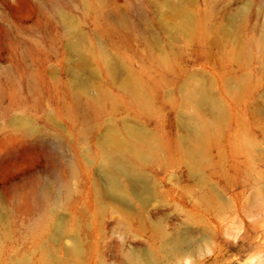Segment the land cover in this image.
Returning <instances> with one entry per match:
<instances>
[{"label": "rangeland", "instance_id": "rangeland-1", "mask_svg": "<svg viewBox=\"0 0 264 264\" xmlns=\"http://www.w3.org/2000/svg\"><path fill=\"white\" fill-rule=\"evenodd\" d=\"M0 264H264V0H0Z\"/></svg>", "mask_w": 264, "mask_h": 264}, {"label": "bare ground", "instance_id": "bare-ground-1", "mask_svg": "<svg viewBox=\"0 0 264 264\" xmlns=\"http://www.w3.org/2000/svg\"><path fill=\"white\" fill-rule=\"evenodd\" d=\"M205 131L201 132V138L206 137L207 133H205ZM208 132V131H207ZM205 133V134H204ZM114 142V143H113ZM113 147L117 148V143H115V141H112ZM135 148V147H134ZM136 153H140V145H136ZM114 167L118 166L117 170L119 173L124 174L128 177H130L131 179H138V175L135 174V171H132L130 168H128L127 165H125L124 163L122 164H113ZM107 179H108V185L112 190H116L117 189V183H116V178L115 176H113L112 174H107Z\"/></svg>", "mask_w": 264, "mask_h": 264}]
</instances>
